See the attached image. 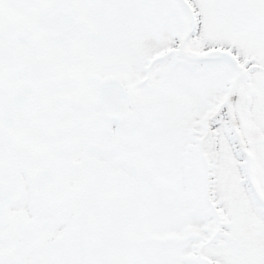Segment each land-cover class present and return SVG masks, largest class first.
Here are the masks:
<instances>
[{"label": "snow or ice", "instance_id": "snow-or-ice-1", "mask_svg": "<svg viewBox=\"0 0 264 264\" xmlns=\"http://www.w3.org/2000/svg\"><path fill=\"white\" fill-rule=\"evenodd\" d=\"M0 264H264V0H0Z\"/></svg>", "mask_w": 264, "mask_h": 264}]
</instances>
